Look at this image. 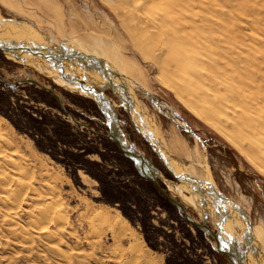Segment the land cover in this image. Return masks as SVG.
I'll list each match as a JSON object with an SVG mask.
<instances>
[{"label":"rangeland","instance_id":"rangeland-1","mask_svg":"<svg viewBox=\"0 0 264 264\" xmlns=\"http://www.w3.org/2000/svg\"><path fill=\"white\" fill-rule=\"evenodd\" d=\"M262 4L264 0H260L259 5L263 7ZM0 15L31 21L56 38L57 44L64 41L87 55L90 53L83 47L89 45L90 35L114 39L122 55L142 72L144 86L129 81L125 84L129 86L127 94L130 102L133 101L131 104L140 109L141 117L152 119L153 126L150 122L148 125L153 130L158 129L161 146L168 150L172 139L184 141L189 153L172 155L188 164L197 177L209 179L243 206L253 235L264 248V175L159 79L156 61L132 46L110 3L104 0H0ZM254 29L248 30L249 33L258 34V28ZM0 75L4 78L0 80V115L9 122L17 137L28 141L40 159L65 179L64 197L73 210L71 220L76 227L83 202L89 201L95 207L121 213L165 264L168 258L171 264H229L214 249L215 242H210L188 223L108 138L105 119L87 92L76 89V85L58 75L53 79L67 87L56 85L29 64L6 58L1 50ZM31 78L52 88L64 109L49 91L22 81ZM129 130L127 126L126 131ZM130 140L135 139L130 137ZM134 142L137 149L156 160L155 152L144 140L140 139L143 144ZM164 181L166 185L162 184L171 195L180 200L169 182ZM11 191L10 197L3 195L9 202L4 197L0 199V264H114L106 258L107 251H111L108 245L103 251L85 239L79 240L71 224L55 211L54 215L51 212L49 223L40 224L39 208L31 204L32 193L25 191L23 195L22 191L16 196L14 190ZM190 208L187 206L188 212L194 215V209ZM85 230L88 231L86 225L78 227L80 237L86 234ZM110 243L111 240L107 244Z\"/></svg>","mask_w":264,"mask_h":264},{"label":"bare ground","instance_id":"bare-ground-1","mask_svg":"<svg viewBox=\"0 0 264 264\" xmlns=\"http://www.w3.org/2000/svg\"><path fill=\"white\" fill-rule=\"evenodd\" d=\"M104 1L110 3L117 14L132 46L156 61L159 79L171 87L192 111L225 136L264 175V4L260 6V0ZM254 28H258V34L249 33L248 30ZM18 31L20 37L40 39L39 34L29 29ZM109 39L107 36L90 35L87 39L89 45L83 48L90 55L101 58L111 69H107L111 83L117 86L121 83L125 91L129 81L144 86L139 67L122 55L117 44L113 43L114 39ZM29 65L52 78L58 75L43 63L33 62ZM55 82L64 85L60 81ZM110 108L106 104L105 110L116 118ZM135 109L140 113L138 107ZM131 110L133 114L136 113ZM137 120L159 140L158 129L153 130L148 125V122L153 123L152 119L144 115L142 121ZM169 147L171 149H165L171 155L189 153L187 144L180 139H172ZM187 169L193 173L189 166ZM165 180L186 207L198 212L197 196L188 193L186 185ZM64 182L59 173L40 159L28 141L17 137L9 122L0 115V199L7 194L10 197L12 189L16 196L21 195L22 191L23 195L25 191H30L33 195L31 204L39 208L37 213L41 214L38 216L36 213L40 224L49 223L51 212L53 215L54 211L57 212L62 220L71 224L79 240L85 239L103 251L108 245L111 251H107L106 258L114 264H165L163 258L153 253L121 213L95 207L89 201L83 202L78 216V227L86 225L88 229L80 237L78 227L71 220L70 212L73 210L64 197ZM13 198H10L11 201ZM199 213H202L201 210ZM59 216L55 214V217ZM36 225L38 227L39 224ZM244 225L245 222L238 217L228 219L227 223L225 221L226 231L242 242H245L244 234H240L239 230H243ZM109 240L111 243L107 244ZM248 244L255 252L263 248L255 235ZM258 263L264 264V256Z\"/></svg>","mask_w":264,"mask_h":264},{"label":"water","instance_id":"water-1","mask_svg":"<svg viewBox=\"0 0 264 264\" xmlns=\"http://www.w3.org/2000/svg\"><path fill=\"white\" fill-rule=\"evenodd\" d=\"M19 29H29L39 34L40 39L20 37L17 35ZM0 50L6 58L13 60L14 62L28 64L33 62L43 63L49 69L56 72L61 79L70 84L76 85V89L90 94L91 97L99 103L102 112L106 117L109 119L111 118L112 123L109 124L111 130L108 137L117 142L123 154L134 162L137 170L157 187L159 192L179 210L188 223L193 224L197 229H201L212 236L217 251L224 254L231 264H243V262L239 260L240 256L243 258L246 256L243 254L242 247H244L245 242L251 243V237H253L251 221L243 209V206L228 197L221 189H219V187H216L215 184L193 175V173L187 169L186 163L169 154L167 150L161 146V143L155 138L153 133L150 130H147L146 127L142 126L135 118L132 110L127 105V91H125V88L119 85L117 86L115 83H111V78L107 73V71H110L111 69L103 63L101 58L87 55L71 46H67L64 41L60 44L55 43L47 32L41 31L31 21L1 15ZM43 74L51 79L54 84L65 88L67 87V85H61L55 82L52 76L48 73ZM0 80H4L1 75ZM22 81L35 83L46 89L51 92L61 104L59 95L52 88L44 86L34 78L24 79ZM106 88L111 89L120 100H122V105L126 107L133 125L143 136L145 141L151 146L164 168L174 179H170L162 174L161 170L150 158L144 154L138 153L129 143H127L116 118L105 110L106 104L109 105L108 95L105 94L102 89ZM61 106L64 109L62 104ZM110 112L112 113L111 108ZM69 114L73 120H76L72 113L69 112ZM115 131L118 134L117 136L114 135ZM162 177L172 183L176 182L186 185L188 188L187 192L197 196V201L199 202L198 206L200 208L196 210L198 212L201 210L204 223L195 219L188 212L185 203L171 195L169 190L161 184L160 178ZM207 217L212 218V221L216 228H218L219 232L214 231L208 226ZM236 217L245 222L243 230H239L240 234H244L243 239L245 242H242L238 237H234L233 234L228 233L225 229V221L227 223L228 219L235 220Z\"/></svg>","mask_w":264,"mask_h":264},{"label":"flooded vegetation","instance_id":"flooded-vegetation-1","mask_svg":"<svg viewBox=\"0 0 264 264\" xmlns=\"http://www.w3.org/2000/svg\"><path fill=\"white\" fill-rule=\"evenodd\" d=\"M114 84V83H113ZM119 86H121V87H125L124 85H122L121 83H120V85ZM103 90V92L104 93H106L107 95H108V103H109V106L111 107V110H112V113L115 115V117H116V120H117V122H118V124H119V126H120V128H121V130H122V132H123V134L125 135V139L127 140V143H129L138 153H140V154H144V155H146L144 152H142L141 150H139V149H137L136 147H135V145H136V143L134 142L135 140L136 141H139V143H141V144H143V142H140V139H142V140H144V144H147L150 148H151V146L145 141V139L143 138V136L137 131V129L135 128V126L133 125V123H132V121H131V117H130V115H129V113L127 112V109H126V107L124 106V105H122V100H120V98L111 90V89H102ZM126 90V89H125ZM127 93V92H126ZM91 99H92V101L94 102V104L98 107V109L100 110V112L102 113V115H103V117H104V119H105V124H106V126H107V129H108V134H107V136L110 134V130H111V128H110V126H109V124L110 123H112L111 122V118L109 119V118H107L106 117V115L102 112V109H101V107H100V105H99V103L93 98V97H91ZM126 102H127V105H129L130 107H131V109H133V112H136V113H134L135 114V117H136V119H139V120H141L142 121V117H141V114L137 111V109H135L134 108V106L131 104V102H130V100H129V95L128 94H126ZM132 106H133V108H132ZM122 112H121V111ZM108 112V111H107ZM121 116H123L124 117V121H122L121 122ZM144 124V123H143ZM127 126H130V130L129 131H126V127ZM128 132V133H127ZM130 137L132 138V137H134V141H131L130 140ZM109 138V137H108ZM117 146H118V144H117V142L115 141V140H113V139H111ZM119 147V146H118ZM151 150L153 151V149L151 148ZM147 156V155H146ZM154 156L156 157V160L153 158V157H149V156H147L148 158H150L152 161H153V163L162 171V173L166 176V177H168V178H170V179H174L171 175H170V173L164 168V166H163V164H161V162H160V160L158 159V157H157V155H156V153H154ZM160 162V165L162 166H160L158 163ZM160 181H161V184L163 183L164 185H166V183H165V181H164V179H162V178H160ZM162 184V185H163ZM163 185V186H164ZM165 187V186H164ZM191 209V208H190ZM192 212L194 213V215L193 214H191L195 219H197V220H199L201 223H204V221L202 220V216L203 215H201L199 212H196L195 210H192ZM207 224H208V226L209 227H211L214 231H216V232H219V230H218V228H216V226L214 225V223H213V221L209 218V217H207ZM199 231L206 237V238H208L209 240H210V242H215L214 241V239H213V237L212 236H210L209 234H207V233H205L203 230H201V229H199ZM214 249L217 251V249L214 247ZM242 249H243V254H245L246 256H245V258H243V257H241L240 256V258H239V260L241 261V262H243V264H259L258 263V261H259V259L262 257V256H264V249L263 248H261V251L260 250H256V252L255 251H253L254 249H252V247L247 243V242H245V245H244V247H242ZM218 252V251H217ZM260 252H262L263 253V255L261 254V256H260ZM218 253H220V252H218ZM222 256H224L228 261H229V259L224 255V254H222V253H220ZM253 257H254V259H253ZM229 264H231L230 263V261H229Z\"/></svg>","mask_w":264,"mask_h":264},{"label":"trees","instance_id":"trees-1","mask_svg":"<svg viewBox=\"0 0 264 264\" xmlns=\"http://www.w3.org/2000/svg\"><path fill=\"white\" fill-rule=\"evenodd\" d=\"M51 93V92H50ZM168 264H171L170 259L168 258Z\"/></svg>","mask_w":264,"mask_h":264}]
</instances>
